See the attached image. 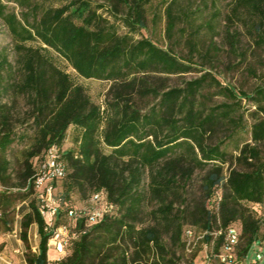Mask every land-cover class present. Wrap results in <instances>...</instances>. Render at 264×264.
Wrapping results in <instances>:
<instances>
[{
	"label": "trees",
	"instance_id": "1",
	"mask_svg": "<svg viewBox=\"0 0 264 264\" xmlns=\"http://www.w3.org/2000/svg\"><path fill=\"white\" fill-rule=\"evenodd\" d=\"M4 1L0 0V19L12 36L18 66L14 69L7 55L0 53V187L18 190L16 194L0 191V227L3 233L11 231L13 213L21 215L26 264H48L51 233L45 230L33 178L51 147L62 153L69 172L54 225L77 233L60 264H177L172 247L182 244L185 222L205 233L204 241L213 245L221 264H227L218 250L227 229L238 228L235 261L246 264L250 250L264 238L260 235L264 218L253 209V205L264 209L260 151L264 114L251 113V142L234 155L223 148L241 126L231 117L232 104L208 106L200 100L209 88L237 99L234 90L222 86L209 72L180 86H168L170 77L192 72V62L135 34L147 28L151 8L154 24L162 13L165 16V34L170 37L186 13L178 10V0H104L113 22L98 12L104 4L91 0H65L61 7L48 9L32 21L25 15L19 18ZM232 1V14L244 13L255 22L254 30H261L264 0ZM116 22L126 31L119 32ZM33 41L40 45H27ZM51 51L82 78L110 83L103 106L71 81ZM18 96L30 108L22 118L15 112ZM228 121L235 124L230 134L212 140ZM28 122L34 135L20 168L13 171L7 150L17 139V124ZM70 127L75 147L63 152ZM196 170L203 172L199 200L175 211L176 203L186 204V185ZM146 174L148 182L143 187ZM218 189L217 208L212 211L207 204ZM73 190L104 192L117 213L93 225L85 217L69 216V211L80 210L67 203ZM146 202L156 207L151 210L152 222L145 225L141 221ZM32 225L39 237L36 252L28 245ZM193 257L178 264H193Z\"/></svg>",
	"mask_w": 264,
	"mask_h": 264
},
{
	"label": "rangeland",
	"instance_id": "2",
	"mask_svg": "<svg viewBox=\"0 0 264 264\" xmlns=\"http://www.w3.org/2000/svg\"><path fill=\"white\" fill-rule=\"evenodd\" d=\"M91 1L94 4H104L105 7L98 12L102 13L103 17L109 21H114L104 0ZM4 2L8 5L9 10L13 11L19 18L25 15L32 21L34 16L39 17L48 9L61 7L65 0H5ZM177 4L178 10L183 9L186 13L181 14V20L177 23L170 37L165 34V16L162 13V18L154 24L150 13L151 8L148 11L147 28L135 34V37L149 38L157 46L170 51L178 58L188 59L192 62L191 66L194 68L192 72L182 76L170 77L167 81L168 86H180L185 81L197 78L204 72H209L222 86L234 90L237 99H231L218 93V89L209 88L204 91L205 99L200 97V100L205 101L208 106L220 103L232 104L234 111L231 117L241 126L231 138L225 141L223 148L228 153L237 155V148L246 142H251L250 130L254 118L251 113L264 114V111L261 110V108H264V92L259 94L260 90H264V23H262L261 30H258V28L254 30L255 22L244 13L241 12L239 15L234 16L231 12L234 5L232 0H178ZM116 24L119 26V32L126 31L119 22H116ZM14 45L7 26L0 19V53L7 55L9 62L15 69L18 65ZM27 45L37 47L40 43L33 41L28 42ZM51 54L57 66L69 74L71 81L85 88L92 102L100 106L104 105L110 85L108 81L84 79L71 68L67 61L53 51H51ZM15 101V112L18 113V117L22 118L30 110L29 104L22 96H18ZM233 126L235 127V124L228 121L227 125L222 126L216 134V138L212 140L224 139L230 134V129ZM16 134L17 139L7 150V158L10 160L13 171L20 168L23 152L31 144L34 135L31 122L24 125L17 124ZM74 138V128L70 127L62 146L63 152L75 147ZM260 151L262 158H264V144H261ZM68 173V170H66V175L62 179L51 183L50 195H47L44 189H36L39 207H45L46 204L51 202H55L57 205L58 200L64 199ZM202 176L203 172L199 170L194 172L186 185V204L176 203L175 211L184 209L199 200ZM147 182L146 174L142 182L143 187L146 186ZM2 190L16 194L18 189H2L0 187V191ZM217 193L220 196L221 189H218ZM91 194V190H86L84 193L73 190L69 193V202L67 203L75 208H88ZM216 194L207 204V207L212 211L217 208L218 197ZM155 207L154 202L144 204L141 224L146 225L152 222L151 210ZM116 213V211L115 213L112 211V214ZM20 221L21 215L14 212L11 222L12 230L3 233L2 226L0 227V264H26L25 255L28 250L20 238ZM32 226L27 232L28 245L32 252H36L39 237L38 235L35 239L32 237ZM183 230L182 244L172 247L176 252L174 261L177 264L180 261L190 259L193 254H195L193 264H221L215 256L213 245L211 246L204 241L205 233L202 230L187 222L184 223ZM260 235H264V226L261 227ZM165 242H168L167 239H165ZM218 250L220 255H225L221 248ZM260 252H264V238L261 239V244L260 242L256 243L250 250L246 264H254L256 253ZM47 258L56 259V253L50 250Z\"/></svg>",
	"mask_w": 264,
	"mask_h": 264
},
{
	"label": "built area",
	"instance_id": "3",
	"mask_svg": "<svg viewBox=\"0 0 264 264\" xmlns=\"http://www.w3.org/2000/svg\"><path fill=\"white\" fill-rule=\"evenodd\" d=\"M61 154L62 153L56 147H51L46 150L43 160L38 165L37 172L34 175L33 183L36 189L46 190L47 195L51 194V183L55 180L62 179L66 175L65 165L61 161ZM89 202L90 205L88 208L78 211L71 210L69 211V216L76 217L77 215L79 217H85L86 223L89 225L99 223L106 216H112L110 212V203L104 192L91 194ZM253 209L259 216L264 218V209L259 205H253ZM40 213L46 224L45 230L51 233V237L47 244L48 251L53 250L56 253V259L51 260L47 258L48 264H56L57 262L59 264L60 261L68 255V248L71 245V241L76 238L77 233L64 225L55 227L54 224L57 216V205L55 202L46 204L45 207L41 206ZM74 225L75 224H72L73 227ZM188 233L190 232L188 231ZM239 235L240 233L235 232V228H231V225L228 227L225 243L222 247L225 255H219V258L223 262L227 264H236L234 246L238 241ZM254 264H264V252L256 253Z\"/></svg>",
	"mask_w": 264,
	"mask_h": 264
},
{
	"label": "crops",
	"instance_id": "4",
	"mask_svg": "<svg viewBox=\"0 0 264 264\" xmlns=\"http://www.w3.org/2000/svg\"><path fill=\"white\" fill-rule=\"evenodd\" d=\"M32 231H31V233H32V237L35 239L36 237H37V228H36V226H32ZM19 231H20V228H19ZM19 241V240H18ZM16 251H18V250H16ZM47 254H49V251H48V253ZM25 264V263H24Z\"/></svg>",
	"mask_w": 264,
	"mask_h": 264
},
{
	"label": "bare ground",
	"instance_id": "5",
	"mask_svg": "<svg viewBox=\"0 0 264 264\" xmlns=\"http://www.w3.org/2000/svg\"><path fill=\"white\" fill-rule=\"evenodd\" d=\"M65 172H66V168H65ZM110 212H111V214H112V206H111V205H110ZM232 228H235V232H238V233H239L238 228H236V227H232Z\"/></svg>",
	"mask_w": 264,
	"mask_h": 264
}]
</instances>
